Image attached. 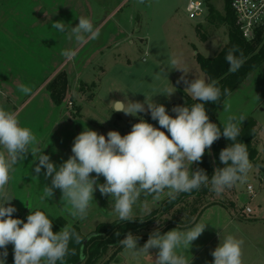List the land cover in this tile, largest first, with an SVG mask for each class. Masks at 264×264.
Instances as JSON below:
<instances>
[{
    "label": "rangeland",
    "instance_id": "obj_1",
    "mask_svg": "<svg viewBox=\"0 0 264 264\" xmlns=\"http://www.w3.org/2000/svg\"><path fill=\"white\" fill-rule=\"evenodd\" d=\"M188 1L145 0L140 4L138 0H0V107L15 112L20 125L32 130L38 151H44L57 169L73 155L74 139L85 128L106 138L113 130L122 136L128 134L141 118L159 128L150 112L125 115L111 112L108 104L124 99V93L116 90L127 92L132 101L144 102V94L151 96L175 87L170 97H152L155 103L165 106L169 115L175 116L172 108L183 106L188 96L184 91L187 85L183 81L177 83L180 77L189 82L196 77L209 81L197 53L213 58L229 43L230 24L222 19L227 0H202L205 14L194 19L189 17ZM208 2L217 14H208ZM81 16L91 19L94 27L99 28L97 39L78 44L69 40L66 32L51 26L55 21H63L70 31ZM172 56L178 60L179 68L169 67ZM161 68H165V73L157 79ZM21 86L29 87L31 92L22 93ZM224 100L231 104V111L224 112L221 103L216 114L218 121L223 124L229 115L252 116L259 124L254 140L259 154L251 163L244 184L220 194L215 192L214 206L197 220L207 224L206 229L192 242L186 255L191 264H214L211 253L220 244V238L233 234L244 241L243 264H264V61ZM35 159L29 153L11 174V204L23 215L30 211L27 205L31 210L43 209L50 219L64 216L68 225L78 224L86 236L101 223L117 221L110 196L101 195L98 189L84 220L68 215L59 189L54 190L51 199L41 201L42 189L51 185V177H45L43 168L38 175L35 173ZM193 167L194 163L190 171ZM104 182V177H99L98 183ZM248 185L253 186L254 194L248 193ZM246 207L252 212L247 213ZM154 210L160 211V203L152 196L142 195L134 206L135 216ZM174 215L186 219L190 211L180 209ZM174 215H159L157 222L137 236L138 247ZM197 222L163 231L188 230ZM164 232L161 230V234ZM116 251L117 246L110 247L97 264L112 260L111 264H154L158 250L150 249L152 257L144 255L138 260L123 248L115 257Z\"/></svg>",
    "mask_w": 264,
    "mask_h": 264
},
{
    "label": "clouds",
    "instance_id": "obj_2",
    "mask_svg": "<svg viewBox=\"0 0 264 264\" xmlns=\"http://www.w3.org/2000/svg\"><path fill=\"white\" fill-rule=\"evenodd\" d=\"M144 2L138 0L140 4ZM78 21L75 27L70 26V31L63 21H55L51 26L59 32H66L68 39H74L78 44L99 37L100 30L94 27L91 19L81 16ZM235 51L229 50L226 55L231 71H236L243 63L235 56ZM177 64L178 60L172 56L169 67L179 68ZM162 73H165V68L160 69L156 78L159 79ZM181 81L187 85L185 93L199 102L173 107L175 116L169 115L164 105L152 99L156 94L170 97L176 91L175 87L151 96L143 93L144 102L132 101L128 99L127 92L116 90L124 93V99L112 100L108 104L111 112L132 116L150 112L160 127H154L141 118L128 134L122 136L113 130L107 133V138L85 128L74 139L73 155L58 169L44 151H38V140L32 130L20 125L15 112L0 107V249H3L0 251V264H5L9 244L13 245L14 264H65V257L70 252L74 254L69 244L83 243L81 235L70 225L54 232L49 216L39 210L32 211L29 205L27 222L13 218L17 209L10 202V197H14L9 192L11 174L29 153L38 161L35 173L38 175L43 168L46 169L45 177H51V185L43 187L40 200L48 201L54 196V190L59 189L62 203L74 220L87 218L97 189L101 195L110 196L117 221L124 222L136 219L134 206L142 195L152 196L156 202L165 198L172 201L180 193L198 191L202 186H210V190L220 194L247 181L252 164L246 144L238 141L246 116L229 115L221 129L220 125L210 121L205 108L208 102L221 101L222 92L217 81L196 77L189 82L184 76L177 83ZM20 91L28 94L31 89L21 86ZM230 94L228 89H224V96ZM222 105L224 112L231 111L227 100ZM161 129H165L167 134ZM222 135L232 142L220 152L219 159L225 166L216 168L211 177L201 168L190 171V166L201 162L206 150H210ZM101 176L104 183H98ZM206 226L196 223L188 230L175 228L164 234L157 229L150 233L142 247H138L139 237L129 232L119 244L133 259L151 256L150 249H157L154 264H191L186 253ZM243 245V239L233 234L220 238V244L211 253L214 264H243Z\"/></svg>",
    "mask_w": 264,
    "mask_h": 264
},
{
    "label": "trees",
    "instance_id": "obj_3",
    "mask_svg": "<svg viewBox=\"0 0 264 264\" xmlns=\"http://www.w3.org/2000/svg\"><path fill=\"white\" fill-rule=\"evenodd\" d=\"M231 1L226 2V15L222 16V19H226L230 24L229 26V43L221 50V52L213 58H208L200 53H197V59L202 69L208 74L209 81H217V86L220 87L222 96L221 101L218 103L208 102L205 104V108L209 119L211 122L220 125L221 129L223 124L217 119L218 109L227 97L223 95L224 89H228L233 92L237 86L242 83L258 66L264 61V25L259 28L256 36L252 40H247L241 34L239 28L235 22V16L232 11ZM209 7V14H217L218 11L215 9L213 4L207 3ZM236 50L235 56L243 60V63L236 71L230 70L229 62L226 60V55L229 50ZM242 54V55H241ZM186 96V95H185ZM56 102H58L55 97H53ZM199 101L191 99V97L186 96V100L183 106H191ZM241 134L238 137V141L246 144L247 151L249 155V160L254 163L258 157V149L254 143L257 136L256 120L252 116L246 117L245 121L241 125ZM232 142L221 136L219 140L214 142L210 150H206L202 161L199 163H194L193 170L201 168L205 170L207 175L211 177L214 174L216 168H223L225 165L221 163L219 156L222 149L226 148ZM216 194L214 191L210 190L209 187H201L200 190H194L191 193H180L175 200L169 201L167 198L160 201V211L154 210L145 216H136L134 221H114L111 223H101L99 224L89 236L84 235L80 226L77 224L72 225L73 228L81 235L83 238L82 245L73 243L69 244L70 250H74V254L70 252L69 255L65 257V264H97L101 258L104 256L106 251L113 246H117L116 255L120 252L122 248L119 241L124 239L126 235L131 232L134 236H138L143 230H147L149 226L154 224L159 220V215H168L172 213L177 214V210L185 209L190 211L189 218L179 219L178 217H173L169 219L164 226L159 231L164 232L173 228L174 226L180 224L182 226H189L199 219L202 212L214 204L216 201ZM12 205V204H11ZM13 206V205H12ZM16 208V207H15ZM17 209V208H16ZM42 211L46 214L43 209H33L32 211ZM30 211L23 215V213L17 210L13 213V218H19L24 222H27V216ZM47 215V214H46ZM140 219H143L141 222ZM53 222V231L58 232L63 226L68 225L69 222L64 216H57L55 219H51ZM119 233V235H117ZM3 251V249H0ZM8 255L6 257L5 264H14V251L13 245L9 244L7 246ZM105 264H109L105 263Z\"/></svg>",
    "mask_w": 264,
    "mask_h": 264
},
{
    "label": "built area",
    "instance_id": "obj_4",
    "mask_svg": "<svg viewBox=\"0 0 264 264\" xmlns=\"http://www.w3.org/2000/svg\"><path fill=\"white\" fill-rule=\"evenodd\" d=\"M231 7L236 25L243 37L247 40L254 39L259 28L264 25V0H232ZM187 11L192 19L204 15V2L202 0H189ZM247 190L249 194L255 193L252 185H248ZM246 212L251 213L252 210L246 207Z\"/></svg>",
    "mask_w": 264,
    "mask_h": 264
},
{
    "label": "crops",
    "instance_id": "obj_5",
    "mask_svg": "<svg viewBox=\"0 0 264 264\" xmlns=\"http://www.w3.org/2000/svg\"><path fill=\"white\" fill-rule=\"evenodd\" d=\"M209 14V13H208ZM203 16V15H202ZM129 32V31H128ZM129 37V36H128ZM184 102V101H183ZM258 126H259V124L257 123V125H256V129H258ZM212 206H214V205H212ZM211 206H209L208 208H210ZM208 208H206L203 212H202V215H201V217L203 216V214L205 213V212H207V210H208ZM201 217H199L200 219H201ZM199 219V220H200ZM199 222V221H198ZM197 222V223H198ZM165 233V232H164ZM141 241V240H140ZM143 241V240H142ZM144 241H147L146 239L144 240ZM119 258H117V260H118ZM121 260V259H120ZM113 261V260H112ZM111 261V262H112ZM111 262L109 263V264H111Z\"/></svg>",
    "mask_w": 264,
    "mask_h": 264
},
{
    "label": "water",
    "instance_id": "obj_6",
    "mask_svg": "<svg viewBox=\"0 0 264 264\" xmlns=\"http://www.w3.org/2000/svg\"><path fill=\"white\" fill-rule=\"evenodd\" d=\"M10 202H11V197H10Z\"/></svg>",
    "mask_w": 264,
    "mask_h": 264
}]
</instances>
